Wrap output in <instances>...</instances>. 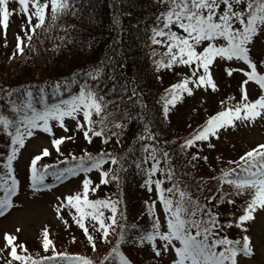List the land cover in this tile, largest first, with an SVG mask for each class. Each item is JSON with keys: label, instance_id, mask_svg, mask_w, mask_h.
Listing matches in <instances>:
<instances>
[{"label": "snow or ice", "instance_id": "1", "mask_svg": "<svg viewBox=\"0 0 264 264\" xmlns=\"http://www.w3.org/2000/svg\"><path fill=\"white\" fill-rule=\"evenodd\" d=\"M10 2L18 3V9H10ZM156 2L162 5L163 9L156 16L157 23L152 29L151 43L165 45L167 51L164 55L168 57L166 63L163 60L156 61L157 66L163 64L166 69L172 68L173 65L191 68V79L184 76L179 83L172 84L167 90L170 98L162 97L165 117L168 116L169 106H174L182 94L193 95V88L189 87V84L194 85L195 88L209 86L213 91L217 90V85L210 74V67L217 59L220 62L242 61L248 69H224L229 77L233 71H241L246 77L238 86L241 93L240 100L232 107L224 108L215 115H211L184 141L181 148L192 147L196 142L209 141L210 137L218 139L219 130L234 127L237 121L248 126L258 118L264 119V61L254 62L250 54L254 38L264 34V0H156ZM30 6L32 11H30ZM68 7V0H50L53 26L59 19V14L65 13ZM48 8L47 0L44 2L41 0H0V30L3 31L4 40L7 39L11 16L17 12L22 15L25 23L21 25V32L27 34L45 25V13ZM33 18L36 20L34 25ZM28 39H31L30 35ZM22 43L23 38L18 33L16 50L20 54L23 52ZM106 67L108 65L101 62L100 65L84 73L83 79L79 74H74L63 84L56 83L51 92L53 97L60 96L63 92L71 93L73 85H78V94L70 95L68 99H60L58 103L49 104L47 102L44 87H39L36 93L24 90L19 104L9 101L12 105L10 114L13 118L0 115L3 132L10 138V152L7 154V163L4 165L7 171L0 176V188L5 193L4 198L0 199V216L4 215L5 209L11 207L9 197L15 192L17 186V180L12 174V161L16 157L17 146L24 147L25 137H32L34 129L41 128L43 132L50 133L49 122L56 121L60 123L61 129L68 133L70 129L64 123V118L68 117L75 121L76 130L80 131L89 143H91V136H105L106 132H110L113 137L120 135V132L108 127V124L112 123L109 117L116 118L109 111V105H114L116 102L106 99V94H102L99 87ZM200 69H202V74ZM108 79L114 80L115 77L109 76ZM250 81L259 88L258 98H249L245 86ZM7 95L11 96L12 92H7ZM133 95H136L135 91ZM229 99L234 98L229 97ZM221 104H224V101H221ZM37 105H40L39 109ZM80 113H82L83 123L77 119V114ZM93 114L99 119L94 121ZM123 115H126L128 120L140 119L139 114L133 116L131 113H125ZM96 124L100 125L99 130L96 129ZM85 125L89 127L85 128ZM12 128L15 129L14 132L10 130ZM114 128L124 130L122 123H115ZM136 139L142 142L143 156L141 161L136 162L135 167L147 176L141 186H146L151 193L152 185H155V191L167 218L166 228L159 219H154L150 229L140 230L136 224L127 225L123 213L120 215L124 222H118L116 216L120 201L107 198L89 199V192H95L96 188L90 187L91 180L85 178L82 182L83 193L69 195L65 199L80 213L76 222L83 229L88 241L91 242L93 236L89 234V228L81 222L85 216L95 222L91 225L93 230H97L96 226L99 225V230H102V239L108 237L110 228L113 231L119 228L117 246L109 254L110 256L115 254L114 264L115 260H118V264H131L119 251L122 241L140 245L146 242L156 258H162L174 252L175 258L172 264H240L242 259L254 257V244L250 236L246 234L249 231L246 222L254 223L256 216L264 213V143L245 152L239 157V161L229 160L227 163L235 164L236 167L223 171L220 181L228 185L230 190L223 191L217 187L214 191L218 195L205 197L208 203L202 204L190 192L180 189L173 179L174 171L170 166L162 174H165L168 181L172 182L171 187L162 188L163 181L152 179L158 171H161L158 167L160 164L158 157H162L167 164L169 153L161 152L155 143V134L149 130L148 124L143 125V130ZM65 140H71V136L65 135L51 140L52 147L61 155L60 145ZM102 142L107 144L108 138L105 136ZM208 147L212 148L214 145L209 143ZM49 155V150L44 148L39 155L31 159L30 178L34 191L43 184L44 177L51 167L45 164L43 171H38L37 162ZM85 155L87 163L85 158L81 157L76 167L59 170L57 179L66 174L76 175L78 170L90 172L98 169L101 170V184L107 185L110 180L119 182L120 177L115 171L110 175L109 171L102 170V166L109 160L112 164H117L118 158L108 153H100L96 156L85 153ZM198 158L200 157L195 154L192 156L193 160ZM202 158L207 160V157ZM73 159L76 158L73 157ZM149 161H152L151 167L142 168V164H147ZM123 170L121 165L120 171ZM5 177L11 180L10 185ZM213 179L216 178L213 177ZM235 197L244 201L241 214L238 217L233 214L232 219L221 220L220 208L226 204L235 206ZM213 200L218 202L212 204ZM208 204L212 206L209 207ZM153 206L149 207L150 216ZM86 209L90 211H85ZM102 209H108L111 212V216L107 217L111 223L106 224ZM233 227L245 234L240 235L239 238H231L227 232ZM133 229L139 231V235H134L131 240H128V234ZM16 239L14 235L5 234L6 248L0 249V256H3L2 264H15V262L29 264V261L31 264H52L56 256L61 257L66 264H92L86 258L70 257L63 252L44 257L43 261L31 260L29 256L18 254L17 249H23L24 246L21 244L13 246ZM51 243L49 233L45 230L43 249L48 251ZM93 250H95V244H93Z\"/></svg>", "mask_w": 264, "mask_h": 264}, {"label": "trees", "instance_id": "2", "mask_svg": "<svg viewBox=\"0 0 264 264\" xmlns=\"http://www.w3.org/2000/svg\"><path fill=\"white\" fill-rule=\"evenodd\" d=\"M68 5V10L59 14L54 26L51 16L45 19V25L33 36L22 54L16 51L6 55L5 49L0 48V115L13 118L9 101L19 104L24 90L36 93L39 87H44L47 97L52 98V88L56 83L63 84L74 74H79L83 79L84 73L103 62L108 67L105 68L99 87L102 94H106V99L116 102L109 105V111L116 118L109 117L112 123L108 126L120 132L118 139L107 132L105 135L108 143H112V148L118 150V155L114 157L119 159L116 171L120 179L119 182H113L111 189L114 201H120L118 222H124L120 215L123 213L127 225L136 224L138 229L148 230L155 219L153 210L152 215H149V200L141 193V185L147 176L135 167L143 156L142 142L136 137L142 132L144 124H148L149 130L155 134V143L161 152L169 153L167 164L162 157H158V167L162 169L164 166V172L170 166L174 171L173 179L180 189L190 192L202 204H207L205 197L215 196L217 193L214 190L217 187L222 189L226 184L220 182L217 175L190 169L188 165L196 167L191 164L192 160L190 163L187 161L185 148H181L186 139L163 132L159 122L163 114L162 97L169 98L167 90L176 78L172 79V75L166 74L167 71L155 66L159 53L156 45L151 43V36L157 23L156 16L163 6L156 0H68ZM109 76L115 79L110 80ZM77 88L78 85H73L72 90ZM9 91L12 92L11 96L7 95ZM134 91L136 95H133ZM125 113L133 116L139 114L140 119L128 120L123 115ZM115 123H122L124 130L115 129ZM10 130L15 131L14 128ZM115 140L120 144L126 140V147H120ZM9 145L10 138L0 125V154L10 150ZM77 157L80 160L81 156ZM54 161V164L62 166L64 163L74 164L78 160L66 156ZM148 163L142 164V168H149ZM121 165L123 171H120ZM164 181L168 182L169 187L172 186L166 175ZM235 201V206L227 215L220 209L221 220L232 219L233 214H241L244 201L238 197ZM229 231V234L235 235L241 230L233 227ZM118 233L119 228L113 247L104 248L95 257L76 255L87 258L92 264H110L115 254H109L117 246ZM134 235H139V231L133 229L127 239L131 240ZM93 244L99 243L91 241L89 247H82L81 251L87 252V248L91 249ZM72 246L73 240L72 244H63L59 251L71 257V254H75L70 252L73 251ZM134 247L140 248L141 245L122 241L119 251L131 256Z\"/></svg>", "mask_w": 264, "mask_h": 264}, {"label": "rangeland", "instance_id": "3", "mask_svg": "<svg viewBox=\"0 0 264 264\" xmlns=\"http://www.w3.org/2000/svg\"><path fill=\"white\" fill-rule=\"evenodd\" d=\"M41 2H44V0H41ZM47 2L49 4L47 10L49 11L50 0H47ZM18 7V3L10 2V9H18ZM30 11H32L31 6ZM24 23L22 15L17 12V14L10 17L6 41L3 37V31L0 30V48L5 49L6 55L16 50V36L18 33L23 38V49L29 42L28 36H31L37 30L35 29L34 32L27 34L21 32V25ZM32 23L33 25L36 23L35 18H33ZM25 39L27 40L26 43L24 42ZM160 48L164 52L167 51L166 46L163 44L160 45ZM1 53L2 49L0 50V54ZM250 54L254 62L264 61V34H260L254 38L253 44L250 47ZM166 59H168V57ZM157 61H161V59L158 58ZM155 66L158 67L156 63ZM159 66H163V64ZM225 68L248 70L242 61L220 62L218 59L214 61L213 66L210 67V74L214 83L217 85V90L213 91L209 86L195 88L194 85L189 84V87L193 88V95L188 96L187 93L182 94V97L178 99L174 106L175 109L169 111L167 117L162 114L159 122L163 132L170 133L172 137L175 135L189 134L194 127L203 123L209 115L224 108L228 103H230L228 107H232L240 100L241 93L238 86L246 77L243 76L241 71H233V74L229 77L224 71ZM171 69H174L172 79L176 77V83H179L184 76H188L191 79V68L182 65H173ZM199 71L202 74V69ZM176 74L182 77H178ZM245 87L250 99L258 98L259 88L254 82L250 81ZM229 97H233L234 99H229ZM221 101H224V104H221ZM95 117L96 116L93 114V120ZM77 119L83 123L82 113L77 114ZM64 123L70 129L68 133H65L61 129L59 122L50 121V133L43 132L41 128L34 129L32 137H25V146L22 148L19 147L16 157L12 162V173L21 178L22 188L19 195L15 198V201L11 202L12 205L7 214L3 218H0V249L6 248L4 236L7 234L17 237L13 246L16 244L24 246L23 249H17L18 254L26 250L31 253L42 254L45 251L43 249V234L45 230L48 231L49 239L52 242L49 249H59L60 246L63 247V244H72V240L73 251H80L82 247H87L84 238L79 236L81 229L73 223H76L77 219H79L80 213L77 212L76 208L70 205L65 198L69 195L81 193L83 191L82 182L85 178L91 180L92 184L90 187H98L105 191L109 183L107 185L100 183L101 170L79 175L67 174L61 183L44 192H35L28 184L31 159L35 155H39L44 148H47L50 152V155L47 156L48 158L57 154L56 150L51 145V140L54 138H60L65 135L71 136V140H65L60 145L61 153L66 151L78 153L84 152V150L103 152L111 147L112 143L108 146L104 145L102 136H91V143H89L82 133L76 130L75 121L71 118L65 117ZM98 126L100 127L99 124ZM87 127L89 126L85 125V128ZM117 141L118 140H115L116 143ZM209 143L213 144L214 147L209 148ZM262 143H264V119L258 118L248 126H244L237 121L234 127L219 130L218 139L216 137H210L209 141L197 143L194 147H198V149H196L197 151L194 154L200 157L196 159L198 167L205 168V174L220 175L223 171L233 166V164L227 163L229 160L239 161L241 155ZM117 144H119L120 147H126L125 142L124 144ZM93 147L95 149H92ZM111 149L118 152L115 148ZM184 155L192 159L193 152H188L186 150ZM202 157H207V160ZM44 158L48 159L42 157V159ZM102 170L109 171L111 175L112 165L108 162L102 166ZM152 189L153 191L151 193L157 196L158 194L155 191V186H153ZM229 190L228 185L223 189V191ZM91 193L94 192L90 191L89 195ZM144 195L148 197L149 194L144 191ZM205 203L208 202L206 201ZM212 203L215 204L214 202ZM156 207L161 223L166 228L167 218L160 203H157ZM233 207L232 205L226 204L220 209L224 215H227ZM85 211L90 210L86 209ZM108 213L111 216L109 210ZM75 214L77 216H74ZM84 219L81 222L84 223L86 227L95 223L91 221L88 216H85ZM68 224L73 227H68ZM246 226L249 227V231L246 234L250 236L254 244L255 255L252 258L242 259L240 264H264V213L256 216L254 223L246 222ZM17 229H19V231H17ZM229 232L228 230V235ZM230 237L233 238L232 236ZM176 244L179 246L178 242H176ZM4 255H6V253H4ZM131 256L140 264H160L157 261H163V264H172L175 258L174 252L162 258H156L149 245L146 246V248H132ZM8 258L11 259V257ZM2 261L3 256H0V264H2Z\"/></svg>", "mask_w": 264, "mask_h": 264}]
</instances>
